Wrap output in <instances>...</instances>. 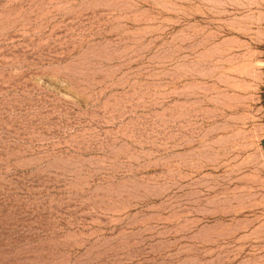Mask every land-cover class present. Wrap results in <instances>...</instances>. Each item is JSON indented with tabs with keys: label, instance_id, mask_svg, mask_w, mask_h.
<instances>
[{
	"label": "rangeland",
	"instance_id": "rangeland-1",
	"mask_svg": "<svg viewBox=\"0 0 264 264\" xmlns=\"http://www.w3.org/2000/svg\"><path fill=\"white\" fill-rule=\"evenodd\" d=\"M263 140L264 0H0V264H264Z\"/></svg>",
	"mask_w": 264,
	"mask_h": 264
},
{
	"label": "bare ground",
	"instance_id": "bare-ground-1",
	"mask_svg": "<svg viewBox=\"0 0 264 264\" xmlns=\"http://www.w3.org/2000/svg\"><path fill=\"white\" fill-rule=\"evenodd\" d=\"M179 213H180V212H179ZM188 218H189V217H188ZM214 218H215V217H214ZM219 218H220V216H219ZM176 219H177V218H176ZM200 219H201V218H200ZM210 219H211V218H210ZM181 222H182V221H181ZM181 222H180V223H181ZM177 225H178V224H177ZM196 226H197V225H196ZM197 227H198V226H197ZM187 228H188V227H187Z\"/></svg>",
	"mask_w": 264,
	"mask_h": 264
},
{
	"label": "trees",
	"instance_id": "trees-1",
	"mask_svg": "<svg viewBox=\"0 0 264 264\" xmlns=\"http://www.w3.org/2000/svg\"><path fill=\"white\" fill-rule=\"evenodd\" d=\"M262 146H263V148H264V140L262 141Z\"/></svg>",
	"mask_w": 264,
	"mask_h": 264
}]
</instances>
